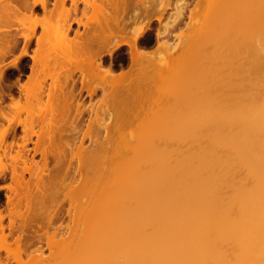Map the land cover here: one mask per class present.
I'll use <instances>...</instances> for the list:
<instances>
[{
    "label": "bare ground",
    "instance_id": "bare-ground-1",
    "mask_svg": "<svg viewBox=\"0 0 264 264\" xmlns=\"http://www.w3.org/2000/svg\"><path fill=\"white\" fill-rule=\"evenodd\" d=\"M203 1L204 3H202ZM203 1H201V6L198 3L195 4L196 1L193 2L200 7L194 6L195 12H193L194 10L191 11V15L196 13L194 14L196 17L194 18V15L192 18L190 17L192 20V26H189L191 28V30L189 29L190 33L185 32V37L182 32L177 34L186 39L183 40L186 41L184 45H182L183 42L181 43L183 49H178L181 50L180 52L176 49L180 44L176 45L177 47L175 44L172 46L166 42L160 44L164 39L159 41V46L157 45V49L154 51L138 50L134 40H131L134 43H132V58L138 61L126 71L121 70L116 73L113 70L114 73L110 68H103L100 63L87 65L89 74L93 78L97 76L95 79L100 78L96 85L103 92L101 103H105L106 98L114 101V114H116L114 120L118 121V123L114 121L116 124L111 122L112 125L110 122H107L109 124L103 123L99 127L102 126L108 135L111 133L109 139L116 138L118 135L116 139L119 141L115 143L123 146V152L125 151L120 160H114L113 169L107 166L108 160H103L100 169L91 173L84 168L87 163L84 155L85 152L89 151H86L87 147L85 148L82 142L66 141L68 137L75 139L80 133L82 138L87 136L99 140L98 131L90 130L87 123V127L79 132L81 128H77L76 124L79 123L78 120L77 123L75 120L80 115L76 114V110L75 114L71 113L74 94L67 82L75 69H80L83 73L84 70L82 67H77L76 50L72 46L73 43L70 40L71 44L67 41V31L65 33L64 30L67 26L64 24L65 21L63 22L66 16H62L60 19L65 17L62 20L63 25L62 23L60 25L59 22L61 21L59 20V22L54 23L55 19L52 23L50 18L46 17L50 11L47 14L44 12L46 15H41L42 18L41 16L39 18L32 16L33 18H31L29 14L32 11L30 10L31 7H29V13H27L28 8H26V6L31 5L28 0H18V2L15 0L16 5L12 0H0V179H9L5 185L8 193H4L6 194V199L4 198L6 208L4 207L5 203L4 206L2 205L7 209L4 210L8 212H6L8 215L6 217L9 219L7 227L11 228L16 221H19L16 227L20 226L18 230L20 228L22 230L23 224H30L31 222L34 224L35 220L44 221L47 227L51 229L46 231L45 236L46 245L48 249H51L53 259L55 254H58L59 248L63 249V244L71 242L69 237L72 226L77 224L75 221L78 219L84 221L81 223L84 227L83 231L86 233L84 235H89L93 229L100 231L97 235L94 232L90 233L94 239L90 237L89 241H96L94 242V245L96 243L95 250L93 252L91 250L89 255L85 254V257L82 256L83 252H79L80 249L76 251L78 254H75L77 248H74L73 260L70 256V261L69 258L65 261L64 258H60L61 260L57 258L60 254L55 256L56 262L51 257L45 256L43 258L40 255L43 252L39 253L42 251L41 243L39 244L40 241L36 239L39 241L38 247L35 248L34 246L35 250H33L36 254H29L30 256L24 262L25 260H22L20 256L23 250L20 246L19 235L15 237L16 240L12 237L13 246L12 242L8 243L6 240L9 233L7 231L5 233L6 225L2 223L5 216L1 212L2 208V210L0 209V250L5 251L7 255L10 253L13 258H18L17 262L19 261V263L16 262V258L14 259L17 264H264V44L256 45L260 37L255 34L259 31L256 32L255 27L262 25L261 19L264 17V10L261 9L264 6L260 4L263 7L260 9L262 13H259V9H255L257 6L252 4L254 2H250L248 7L246 5V9L243 8L245 4H249L246 1L245 4L239 2V5L234 6V9H237L234 10L236 18L230 16L237 19L233 21L235 26L232 29H235V33H233L237 34L238 38L235 40L237 44L233 41L234 39H229L232 45L236 44V50L231 48L233 49L232 54L226 48L229 45L225 43L227 38L231 37L224 36L225 30L228 31L226 23L229 21L232 23V19L225 21L224 0L221 2L220 0ZM19 2H22V6ZM167 2L163 4V10L165 6L167 7ZM56 3L54 4L57 5ZM62 3L63 1L59 4L64 9ZM182 3L185 2L182 1ZM32 4H40L44 11L48 10L45 9L46 0H33ZM152 4L151 6L156 7V4ZM18 5L21 8L25 7L24 12L27 11L20 13ZM147 5L149 4H146V10H148ZM219 5L223 9H220ZM181 7H178L179 11H181L179 9ZM200 8L201 10H199ZM239 8H242V12L245 11L242 13ZM152 9L154 10V7ZM162 9L161 13L163 12ZM54 10H58V7ZM65 10L67 11V9ZM99 10H101L100 6ZM254 11L259 14L256 15L257 13ZM64 12V10L63 12L62 10L59 11L61 14ZM160 12H157V14L159 13L157 15L159 20L162 16ZM231 12L233 13L230 10L229 13ZM146 13L148 12L145 11L147 17L148 14ZM51 14L52 11L49 16L52 19ZM176 15L173 18L178 20L181 14L176 13ZM258 20L260 24L257 22ZM13 21H16V24H21L20 29L22 26L24 27L21 32L24 45L12 62L4 65L3 59L10 52L13 47L12 44L15 43L13 39L20 35L14 33L13 37L11 34L14 29L10 30V28L13 27L12 25H16ZM25 22L29 26L25 25ZM37 23L43 27V30L40 28L42 33L35 39L36 47L32 53H29L26 42L30 40L29 38L33 34L34 27L32 26ZM256 23L257 25H255ZM30 25L32 26L30 27ZM230 25L228 24L231 28ZM168 26L170 27V25ZM259 26L257 29H260ZM14 27L15 30L18 29L16 26ZM25 27L29 28L26 30ZM261 28L264 29V26ZM168 31L170 32V30ZM227 31L226 35L229 33ZM254 34L255 40L252 37ZM111 36L112 33L110 40ZM115 36L113 35L112 40H119V37L116 39ZM262 41L264 42V40H259V43ZM127 43L130 44V42ZM198 47L200 49L198 51H202L201 54L203 55L200 52V55H195ZM111 48L113 47L106 49V51L110 53ZM192 49L195 51L192 52ZM58 51L62 52L61 55ZM159 52L161 53L159 54ZM164 54L166 58L163 60ZM21 56L31 58L30 74L26 81L19 85V94L15 95L16 97L9 96L8 101L5 102L3 83L7 75L6 70L9 66L19 68ZM194 56H197L198 59L201 56L202 59L210 61L204 63L205 69H207L206 65L215 64L212 63L214 60L217 61H215L217 63L215 65L220 66V73H217L219 76L215 74L217 78H211V76L212 80L209 78L213 84H211L212 89L215 88L213 78H215V85L218 84L216 85V89L218 88V107H213L209 102L214 98L212 99L210 93L211 98H209L206 91L209 90L210 92L211 88H209V84L205 83L207 88L204 89L205 84L202 85L203 89L206 90L205 95H203L206 96L207 94L206 98H209V101L205 97L203 98L202 94H200L201 97L206 100H203L205 106L203 102L199 101L198 103L196 101L198 104L201 102L203 106L200 105L204 108L202 112H198L202 115L203 118L200 115L202 120L198 121L197 117L196 119L193 118V112L198 114L196 111L198 106L193 111L192 108H188L187 112H182L184 116H179L183 119H180L181 122H185H180L181 125L177 122L175 124L180 126H177L179 130L185 131V135L182 132V134L178 133V131V135L166 136L170 132L169 128L174 127L175 121L172 119L170 124L166 118L163 121L167 122L168 120L167 123L158 121L159 116L160 118L165 117L168 110V112L171 110L170 113H172L176 108L173 105H176V100L179 101V98H182L181 102L184 99L187 106L186 100L188 101V96L194 92L192 84L195 86L197 83L196 86H198L199 81L195 79L196 75L190 71L191 65L194 64V62L190 64L191 59L197 61ZM159 58L162 60L158 61ZM214 66L211 67L214 68ZM211 67L208 69L214 76L215 72L212 74L214 69L211 71ZM217 68L215 71L218 70ZM226 69L228 70L225 72ZM200 72L198 73L200 74ZM204 74L206 75L207 72ZM59 75L64 76L63 80L59 78ZM198 76L197 78H199ZM204 76L201 77L202 80L209 82L208 77L205 76L204 78ZM46 77L51 78L49 84L46 83L48 85H45ZM193 79L195 83H193ZM153 81L154 84L159 83L157 87L152 85ZM156 88L160 91L157 92L158 98L161 97V100L167 102H161L162 113L158 111L159 109L155 110L153 108L155 106L151 102L153 97L157 98ZM149 89H152V93ZM191 90L193 92H189L188 95L187 91ZM181 95L188 96L181 97ZM164 96H170V99L175 97L176 99L172 98L174 101H171L165 99ZM190 97L192 96L190 95ZM161 100L156 99L155 105L157 106L156 103L159 104ZM168 100L170 101L168 102ZM197 100H199L198 96ZM172 102L174 104L169 105ZM151 104L154 110H146L147 107L151 108ZM164 104L169 106H163ZM191 104L188 103V107ZM74 105L75 108L78 107V105L76 107V103ZM103 105L105 108L107 104ZM180 108L177 109L180 110ZM179 110L174 112L178 111L180 114L182 108ZM97 111L93 112H96L94 114L98 119L103 113L99 115ZM94 120L96 119L94 118ZM156 120L157 123L160 122L161 124L156 126ZM177 120H179L178 116ZM162 124L165 126L169 124V127L165 128ZM182 124L184 125L183 128ZM17 125L21 126L23 133L20 136L21 142H17L18 139L15 140ZM162 129L168 130L167 132L165 130L164 136ZM158 131H163L162 135ZM114 133L116 135L113 137ZM34 135L36 139L33 141V146L29 148L28 142H31V137ZM129 138L130 140L135 139L136 142H128L130 141ZM181 138L182 140L185 139L184 142H181ZM163 139L166 141H162ZM173 139H178L179 142L173 141ZM93 144L97 146L104 143L94 141ZM37 153L41 158L40 163L34 160V155ZM73 157L77 158V164L74 166L72 164ZM7 173L9 174L8 177ZM25 173L28 174V178H25ZM103 181H106L105 185L99 187ZM65 201L67 202L66 207L63 206ZM99 209L100 212L97 213ZM64 215L72 223L64 224L63 226L66 227H62L65 229L61 228L62 230H60L61 226L58 224V226H54L53 222L62 219ZM129 221H135L134 224L142 227V230L153 225L155 226L152 228L154 231L158 230L163 233L158 236L146 235V237L135 239L136 241L126 239L125 234L120 233L114 239L107 240L106 237H110L108 234L117 229H123L125 225L130 224ZM21 232L23 233V230ZM36 243L34 242L33 245ZM27 247L29 248V246H22L23 249ZM153 249L154 255L146 253ZM63 254L67 255L68 253Z\"/></svg>",
    "mask_w": 264,
    "mask_h": 264
},
{
    "label": "flooded vegetation",
    "instance_id": "flooded-vegetation-1",
    "mask_svg": "<svg viewBox=\"0 0 264 264\" xmlns=\"http://www.w3.org/2000/svg\"><path fill=\"white\" fill-rule=\"evenodd\" d=\"M61 1H63L62 6H64V9L60 7L61 4L59 3H61ZM182 1L185 3L183 4ZM194 1L197 0H166L165 3L164 0H57V3L56 0H47L45 4V9L46 10L54 9V5H55L54 3H56L58 5V8H60L59 9L60 11L62 10L63 12L64 10L66 12V13L64 12L65 14L60 13V19L62 16H66V18L63 17L65 19L63 20L62 18V20L63 22L65 21L64 24L65 26H67L66 27L67 29L64 28L67 31L66 33L67 41L69 42L70 40L73 43L72 46H74V49L76 50L75 61L77 67L87 66L88 64L91 63L94 64L100 63L105 69L110 68L112 69V71L114 70L117 73L120 72L121 70L126 71L127 69H129L131 65L137 64L138 60L132 58V45L134 43L135 46H137L138 50L152 51V49L156 48V46L158 45L159 41H161V39L167 38L169 33L184 28L185 24L189 19V13L191 11V8L193 9L195 5L193 3ZM12 2H14V4L16 5L14 0ZM150 2L151 4L153 3L152 5L156 4V7L151 6ZM166 2L168 3V5L167 7L164 5L166 7V8L164 7L165 10L164 11L162 9V6L163 4H166ZM177 2L178 4L176 5ZM146 4H149L147 5L148 10H146L147 9V7H145ZM98 5L100 6L101 10H99ZM177 6L178 7L182 6L179 9H181V11L182 9H184V11L182 12L179 11ZM153 7L154 10L152 9ZM33 8L35 13H38L39 15H42L43 13L41 12H44V8L40 4H35ZM160 8L163 10L162 13L160 12L161 11ZM65 9H67V11ZM155 10L161 13L162 16L160 17V20L157 18V15L159 13L157 14ZM174 10L175 12H177L178 10V14L180 13L181 15H179L178 17L179 21L176 20L177 22L174 21L171 24L172 22L171 17H173L172 15L175 13ZM145 11L148 12L146 14H148L149 17L148 15L146 17ZM152 11H154L156 14ZM153 14H155L154 17ZM62 20L61 23L63 25ZM167 20H169V22H167L166 24L167 26H166L165 23ZM168 25H170V27ZM14 28L12 27V29ZM168 30H170V32ZM166 31H168L169 33ZM14 33H13V37H14ZM111 33L112 36L110 40ZM102 35L104 36L102 37ZM113 35L114 36L116 35L115 36L116 39L117 37H119V40H116L115 38L114 39L116 41L112 40ZM124 36H126L127 38L126 37L124 38ZM15 37L16 38L14 39L12 38L15 42L14 44H12L13 47L12 45H10V47L12 48L9 54L5 55L6 57L11 56L9 59H12L13 56H16L17 50L21 48L24 44L22 40H18L19 35ZM124 39H126L127 41ZM131 40L132 41L134 40L133 41L134 43L131 42ZM127 42H130V44ZM11 43H13V41ZM35 43L36 41L33 38L30 41V43L27 44L29 50L33 49ZM110 47L113 48H111V52L109 53L106 51V49H109ZM30 68H31V58L29 56H24L23 61L20 63L19 68H10L11 71L6 75L3 83V90H4L3 93L5 97V102L6 100L8 101L9 96L16 97L19 94V89H20L19 85L25 80V77L29 75L31 71ZM63 75H61L62 76L61 80H63L64 78ZM67 84L69 87L72 88V92L74 94V100H73L74 102L71 107V113L75 114V110H76V114L80 115L78 116V118L76 117L77 118L76 123L78 120V123L81 124L80 125L76 124V125L77 128L79 129L81 128L80 129L81 131L79 132H82V130L84 129L83 125L86 124L85 121H87L89 118L88 115L91 109L90 104L91 102H94L99 95H101V88L99 86H95L96 82L92 80L91 75H89L87 72L85 73L81 72L80 69H75L71 73V78L68 79ZM74 103H76V107L78 105L77 108H79L78 109L80 111L79 113L77 111V108L74 107L75 106ZM79 132L77 133L79 134ZM21 134H22L21 128L17 127L15 131V139H19ZM81 135H82L81 133L78 136L76 135L77 137H75V139H78ZM34 140L35 139H32L30 143H32ZM6 181H8V178ZM7 183L8 182L0 184V209L2 210L3 208L2 213H4L5 215L4 225L6 226H8L7 222L9 220L8 217H6L8 215L6 213L7 211H5L7 209H5L6 203L4 202L6 199L5 195L7 194L6 192L7 189L5 187ZM59 221L62 222L63 224L60 223ZM64 221H65L64 217L60 220H57L56 226L60 224L64 225ZM17 224L18 223L13 225V227L11 228L13 230L7 227L8 228L7 232L12 231L9 233L10 240L12 241L13 239L16 240L15 237H18L19 235L18 238L20 244L25 247L29 246V248L28 247L26 248V253L27 252L29 253L30 251L33 252L36 246L38 247L39 241H40L39 244L41 243L40 245L42 246L41 248L46 249V245H45L46 236L44 233L45 228L43 226H41L38 222H35L34 224L33 222H31L30 224H28V227L26 226L24 228V232L20 233V230H18L19 228L16 227ZM15 231L18 232L16 233ZM24 233L25 235H23ZM36 239L39 241H37ZM33 241L35 243L37 242L36 245L35 244L33 245L34 243ZM30 247H32L33 249Z\"/></svg>",
    "mask_w": 264,
    "mask_h": 264
},
{
    "label": "rangeland",
    "instance_id": "rangeland-1",
    "mask_svg": "<svg viewBox=\"0 0 264 264\" xmlns=\"http://www.w3.org/2000/svg\"><path fill=\"white\" fill-rule=\"evenodd\" d=\"M2 1H3V0H2ZM12 1H13V0H12ZM14 1H15V0H14ZM28 1L30 2L29 4H31L32 6H31V5H30V6H26V8H28V11L26 10L27 13H29V11L32 10L33 12L31 11V13H29L30 16H31V18H33L32 16H35V17L37 16V18H39L41 15H39L38 13H35L34 8H33V6H34L35 4H34V5L32 4V1H33V0H28ZM201 1H203V0H198V1H196V3L200 4V6H201L202 3H204V1H203L202 3H201ZM245 1H246L247 3H249V4H245V3H246ZM16 2H18V0H16ZM46 2H47V0H46ZM199 2H200V3H199ZM220 2H221V0H220ZM237 2H238V3H237ZM239 2H243V3L245 2V3H244L245 5L243 4V5H244L243 8H245L246 5H247L246 7H248V6L250 5V2H251V3L254 2V3H252V4H254L255 7L257 6L255 9H259V13H262V12H260V9L263 8L262 6H264V1H263V0H249V2H248V0H244V1H243V0H242V1H241V0H239V1H238V0H224V4H223V5H224V7H223L224 9L221 8V6L219 5V6H220V7H219L220 9L225 10V11H224V12H225L224 15L226 16L225 21L227 22V21H229V20H227V19H230V20L232 19V20H231L232 23H230V21L227 22L229 25L232 24V25H230L231 28H230V27L228 26V24L226 23V25H227V27H228V28L226 27V29H228V31L225 30V32H224V36H229V37L231 36V37H230V38L224 37V38H225V39L227 38L228 40H229V39H232V40L234 39L233 41H234L236 44H237V41H235V40H236V38H238V37H237L238 35H237V34H234V33H235V31H234L235 29L233 30L232 27L234 28V26H235V25L233 24V23H234L233 21H236V20H237V19H235V18H236V13H235V11H234V10H237V9H236V8L234 9V6L239 5ZM19 3L21 4L22 2H19ZM196 3H195V4H196ZM16 4H17V3H16ZM20 4H19V5H20ZM29 4H28V5H29ZM220 4H221V3H220ZM252 4H251V6H252ZM257 4H258V5H257ZM260 4H261L262 6H260ZM19 5L17 6L18 8L20 7ZM21 6H22V4H21ZM194 6H195V7H196V6H197V7H200V6H198V5H194ZM251 6H250V8H251ZM23 7H24V6H23ZM29 7H31L30 10H29ZM54 7H55L54 9H57L58 5H54ZM193 8H194V7H193ZM201 8H202V7H201ZM201 8H200L199 10H201ZM232 8H233V9H232ZM237 8H238V7H237ZM250 8H249V9H250ZM54 9L44 11V12H46V14H47V12L50 11L48 15L44 14V12H43L42 15H43V16L46 15V17L50 18V21H51V22L55 19V20L53 21V22L55 23L56 21H58V20L61 21V20H60V15H59V14H60V13H59V11H60L59 8H58V10H54ZM239 9H240V8H239ZM245 9H246V8H245ZM251 9L253 10V8H251ZM251 9H250V10H251ZM19 10H20V13H21L23 10H25V7H24V8H21V7H20ZM192 10H194L193 12H195V8H194V9H191V11H192ZM230 10L233 11V13H232V12L229 13ZM240 10H241V12H242V8H241ZM240 10H239V11H240ZM243 10H244V9H243ZM252 10H251V11H252ZM261 10H264V8L261 9ZM26 11H25V12H26ZM51 11H52V14H51L52 19H51V17H49ZM191 11H190V12H191ZM239 11H238V12L236 11V12H237V13H240ZM244 11H245V10H244ZM244 11H243V12H244ZM256 11H257V10H256ZM256 11H254V12H256ZM23 12H24V11H23ZM25 12H24V13H25ZM57 12H58V13H57ZM196 12H197V11H196ZM224 12H223V13H224ZM243 12H242V13H243ZM254 12H252V13H254ZM34 13H35L36 15H35ZM55 13H56V14H55ZM176 13H178V10H177V12H175V13L173 14V17H176V16H177ZM256 13H257V12H256ZM256 13H255V14H256ZM259 13H257L256 15H258ZM29 14H28V15H29ZM191 14H192V12L189 13V15H190L189 18H190V17L192 18V16H193L194 14H196V13H193V15H191ZM233 14H235V15H233ZM240 14H241V13H240ZM175 15H176V16H175ZM230 15H232L233 17L235 16V18H231L232 16H230ZM53 16H55V18H53ZM56 16L58 17L57 20H56ZM173 17H171V18H172V19H171L172 22L176 21L175 18H173ZM193 17L195 18L196 16L194 15ZM199 17H200V16H199ZM227 17H228V18H227ZM257 17L261 18L262 16H261V17H260V16H257ZM41 18H42V16H41ZM191 18L188 19V21H187L188 25H187V23H186L184 28H182V29H180V30H178V31H174V32H172V33H169L168 36H167V38H165L164 41L162 40V41L160 42V44H162V43L164 44L165 42H166V44H169V45H172V46H173V44H175V46H176V45L178 46V45L180 44V46H179L180 48L176 46V47H177V48H176L177 51L180 52V51L183 49V46H181V43L183 42L182 45L185 44L186 41H183V40L185 39L184 37L186 36V33H188V32L190 33L189 29L191 30V28H190V27L192 26V20H191ZM194 18H193V19H194ZM197 18H198V16H197ZM263 18H264V17H262V19H263ZM169 19H170V18H169ZM234 19H235V20H234ZM262 19H261L262 25L260 24V21H259V20L257 21V22H259V24H260L261 27L264 26V25H263L264 21H262ZM28 21H29V20H28ZM59 21H58V22H59ZM13 22L16 24V21H13ZM26 22H27V21H26ZM26 22H25V25H28L27 23H29V22H27V23H26ZM53 22H52V23H53ZM167 22H169V20H167L166 23H167ZM255 22H256V21H255ZM14 23H13V24H14ZM30 23H31V21H30ZM59 23H60V25H61V22H59ZM166 23H165V25H166ZM235 23H236V22H235ZM20 25H21V24H18V23H17L16 25H12L13 27L16 26L18 29L15 30V28H14V30H13V29H11V28H12V27H11L10 30H13L12 34L14 33V31H16L15 33H16L17 35L20 34L18 40H24V38H22L23 36L21 35V32L24 30V27L22 26L23 29L21 28V29H22V30H21V29H20V27H21ZM32 25H33V24H32ZM32 25H30V27H31ZM255 25H257V23H256ZM28 26H29V25H28ZM189 26H190V27H189ZM258 26H259V25H258ZM258 26L255 27V30H256V32H257L258 30H259V31H258L257 33H255V34L257 35V37H258V36L260 37V38H258L259 40H264V35H262V34H264V29L261 28L260 26H259L260 29H257ZM32 27H34V28H33L34 31H33L32 36L29 38L30 40H28V41L26 42L27 44H29L30 41H31L33 38H34V39H37L38 36L41 35L42 30H43V27H41V25H39V23H37L35 26L33 25ZM224 27H225V26H224ZM26 28H29V27H25V29H26ZM40 28H41L42 30H41ZM63 28H64V27H63ZM186 28H187V30H185ZM192 28H193V27H192ZM229 28H230V29H229ZM26 30H27V29H26ZM64 30H65V29H64ZM231 30H232V31H231ZM28 31H29V29H28ZM226 31L229 32V33H227V35L225 34ZM1 32H2V31H1ZM181 32L184 33V34H183L184 37L182 36L183 38H182V37H179V36L177 35V34H179V33H181ZM185 32H186V33H185ZM230 32H232V33H230ZM233 32H234V33H233ZM260 32H261V33H260ZM2 33H3V32H2ZM10 33H11V32H10ZM24 33H25V32H24ZM26 33H29V32H26ZM65 33H66V30H65ZM259 33H260V34H259ZM230 34H231V35H230ZM232 34H233V35H232ZM255 34H254L252 37H254ZM234 35H235V36H234ZM177 36H178L179 38H178ZM262 36H263V38H262ZM187 37H188V35H187ZM187 37H186V38H187ZM190 37H191V35H190ZM232 37H233V38H232ZM188 39H189V37H188ZM188 39H187V40H188ZM225 39H224V40H225ZM253 39L255 40V37H254ZM258 39H257V40H258ZM185 40H186V39H185ZM224 40H223V42H224ZM228 40H227V42L225 41V43H227L229 46L231 45V47L229 48V46H228V47H226V48H227V50L230 51V53L232 52V54H233V49H231V48H235L234 50H236V47H235L236 44L234 43L235 45L233 44V45H234V46H233V45L230 43L231 41H230V40L228 41ZM237 40H238V39H237ZM259 40L256 42V45H257V44H258L259 46H260V44L263 45L264 42L262 41V42L259 43ZM254 42H255V41H254ZM225 43H224V44H225ZM229 43H230V44H229ZM232 43H233V42H232ZM262 43H263V44H262ZM187 44H188V41H187ZM224 44H223V45H224ZM227 44H225V45L227 46ZM254 44H255V43H254ZM23 45H24V44H23ZM47 45H48V44H47ZM158 46H159V45H158ZM22 47H23V46H22ZM22 47H21V48H22ZM35 47H36V43H35V45H34V47H33L32 50H29V48H28V46H27L29 53H32ZM195 47H197V46H195ZM195 47H194V48H195ZM21 48H19V49L17 50V55L19 54ZM224 48H225V46H224ZM226 48H225V49H226ZM156 49H157V46H156L155 50H156ZM178 49H181V50L179 51ZM198 49H199V47H198L197 50H196L197 52H195L196 54L194 53L195 55H197V54L200 55V54L202 53V51H198ZM230 49H231L232 51H231ZM152 50L154 51V49H152ZM199 50H200V49H199ZM227 50H226V51H227ZM158 51H160V50H158ZM158 51H157V52H158ZM161 51H162V53H164L163 50H161ZM175 51H176V50H175ZM177 51H176V52H177ZM193 51H195V49H192V52H193ZM226 51H225V52H226ZM58 52H60V51H58ZM178 52H177V53H178ZM199 52H200V54H199ZM8 53H9V52H8ZM8 53H7V54H8ZM61 53H62V52H60V55H61ZM160 53H161V52H159V54H160ZM234 53H235V51H234ZM155 54L157 55L156 52H155ZM194 54H193V55H194ZM226 54H227V52H226ZM60 55H59V56H60ZM156 55H155V57L158 58V56H156ZM198 55H197V56H198ZM201 55H203V54H201ZM159 56H160V55H159ZM163 56H164V57H163V60H164V59L166 58V57H165V54H164ZM197 56H194V57L197 58ZM10 57H11V56H7V57L5 56L4 59H3V62H2V63H3L4 65H8V64H10V63L12 62V60H13L16 56H13L12 59H9ZM60 57H61V56H60ZM63 57H64V56H63ZM161 57H162V56H161ZM23 58H24V56H21V57H20V60H19V66H20V63L23 61ZM58 58H59V57H58ZM199 58H200V59L197 58V61H196V60H195V61H192V59H193V58H192L191 61H190V64H191L192 62H194V64L191 65V67H190V66H187V67H190V71H192V72L196 75V77H195L194 74H192V73L190 72V73L195 77V79H198V81H199L198 86H199V85H201V86L203 85V86H204L205 83H206L207 85L209 84L208 86H209V88H211V89H210V92H209V90H208V92H207L206 90H204V89L207 88L206 84H205L206 87L204 86V89H203V86H202V87H201V86H200V87L196 86L197 83L195 84V86L197 87V89H196V87L194 86V84H192L193 87H194L196 90L193 88L192 90H193L194 92H193L192 90H191V91H187V92H188V95H189V92H193L192 94H190L192 97H190V95H189V96H188V95H183V96H184V97L188 96V98H187L188 101L186 100V103H187V102H188L189 104L192 103L191 105H193V106L191 107V105H189V107H188V103H187V106H186V104H185V102H184L185 100L183 99V101L181 102L180 100H181L182 98H181V99L179 98V101H178V99L176 100L177 102L175 101V102H176V105H175L173 102H172L171 104H169V105L174 104L173 107H176V108H174V110L172 109L173 112H174L175 110H179V109H177V108H180V107L182 108V110H183V108H184L183 111H182L181 108H180L181 111H180V110H179V111H180L181 113H182V112L184 113L185 111L187 112V111H188L189 109H191V108H192L191 110L193 111L195 107L197 108V106H198V109L196 110V108H195V110L197 111V113H198V112H202L204 108L202 107L203 105H202L201 102H203V100L206 101V100L203 99V98H204V97L206 98L207 94H208V96H209V93H210L212 99H213V98H214V99L209 101V98H211L210 96H209V98H206V99H208V101L213 105V107H215V108L218 107V104H217L218 88L216 89V85H218V84L215 85V78H217V77H215V76H216V75L219 76V74H217V73H220V70H219L220 66H219V65H218V66L215 65V64H217V63H216V62H217L216 60H214V61L211 60V61H213L212 63H215V64H212V65H211V66H214V65H215L214 68H212V67L209 66V65H206V66H207V69H205L206 67H205V64H204V63H209L210 61L207 60V59H204V58L202 59L201 56H199ZM8 59H9V60H8ZM59 59H60V58H59ZM61 59H62V58H61ZM232 59H234V57H232ZM232 59H231V60H232ZM157 60L160 61V60H162V59L159 58V59H157ZM203 60H204V61H203ZM205 60H206L207 62H206ZM50 61H51V60H50ZM50 61H48V62H50ZM215 61H216V62H215ZM196 64H197V65H196ZM203 64H204V65H203ZM202 66H203V67H202ZM208 66L211 67V71H212V69H214V70L212 71V74L215 72V73H214V76L211 75V72H210V69H208V68H209ZM130 67H131V66H130ZM130 67H129V68H130ZM201 67H202V68H201ZM217 67H218V68H217ZM10 68H11L10 66L7 68V70H6V74H8V73L11 71ZM82 68H83V70H84V73L87 72V73L89 74V71H88L89 68H88L87 66H82ZM103 68H104V67H103ZM215 68H217L218 70L215 71V70H216ZM203 69H204L205 71H204ZM57 70H58V69H57ZM186 70H188V68H186ZM207 70H209V71H207ZM227 70H228V69H226L225 72H226ZM133 71H135V70H133ZM188 71H189V70H188ZM199 71H201L200 74L198 73ZM202 71H203V72H202ZM113 72H114V71H113ZM206 72H207V74L205 75L204 73H206ZM208 72H210V73L208 74ZM114 73H115V72H114ZM201 73H202V75H201ZM29 74H30V73H29ZM188 74H189V73H188ZM197 74L200 75V76H198ZM215 74H216V75H215ZM89 75H90V74H89ZM192 75H191V76H192ZM204 75L206 76V78L208 77V79L210 78V76H211V78H212V77H215V78H213V79H214L213 81H214V87H215L214 89H215V90L212 89V85H213V84H212V81H211L212 79H211V78H210L211 80L209 79V80H210L209 82H211V83H209V82H205V81H207V80H205V81L202 80L201 77H203ZM197 76H198L200 79L197 78ZM205 76H204V78H205ZM96 77H97V76H96ZM96 77L93 78V77L91 76L92 80H93V81H96V83H97V82H99V79H100V78H99V79H95ZM188 77H189V76H188ZM59 78L61 79V76H60V75H59ZM192 78H193V77H192ZM192 78H191V79H192ZM204 78H203V79H204ZM26 79H27V77H25V80H24L23 82H25ZM50 79H51L50 77H49V78H48V77L45 78V81H47V82H45V85H48V84H49ZM94 79H95V80H94ZM97 80H98V81H97ZM195 81H197V80H195ZM23 82H22V83H23ZM201 82H202L203 84H202ZM22 83H21V84H22ZM46 83H48V84H46ZM155 83H156V82H155ZM193 83H195V82H194V79H193ZM200 83H201V84H200ZM216 83H217V80H216ZM150 84H151V83H150ZM150 84H149V85H150ZM153 84H154V81L152 82V85H153ZM158 84H159V83L154 84L153 86H154V87H157ZM211 84H212V85H211ZM152 85H150V86H152ZM155 85H156V86H155ZM189 85H190L191 88H192V85H191L190 83H189ZM189 85H188V86H189ZM95 86H97V85L95 84ZM210 86H211V87H210ZM154 87H153V88H154ZM217 87H218V86H217ZM150 88H151V87H150ZM153 88H152V89H153ZM199 88H200V89H199ZM152 89H149L150 92L152 91ZM198 89H199V90H198ZM201 89H202V90H201ZM101 90H102V89H101ZM154 90H155V88H154ZM158 91H159V89L156 88V93H157ZM200 91H201V92H200ZM205 91H206V93H207L206 96H204V95H205V94H204ZM150 92L147 91V93H149V94H150ZM154 92H155V91H154ZM159 92H160V91H159ZM182 92L184 93V91H182ZM102 93H103V92L101 91V95H99V96L95 99L94 102H91V104H90L91 107H90V108H91L92 110L90 109V111H89V114H90V115H88V116H89V120L86 121V123L89 124V127H90L89 129H90V130L98 131V137H99V140H94L93 138L91 139V138H89V137H87V136H85L84 138H82V135H81L78 139H74V138H72V137H68V138L66 139V141H69V142H72L73 140H75L76 143H77V142H82V145H83L85 148L87 147L86 151H87V150L90 151V152H89V151H88V152H85L84 157L86 158L87 163H86V165H85L84 168H85L86 170H89L91 173H93L96 169H100V164H101V162H102L103 160H108V162H107V166L110 167V168L112 167V169H113L114 160H116V159L120 160L121 157H122V155H123V153L125 152V151L123 152V146H121V145L115 143V142H118V141H119V140L116 139V138L118 137V135H116V134L114 133V134H113V137H114V135H116L117 137H116V138L114 137L115 139H114V138H113V139H109L108 137H109V135H111V133L108 135L107 133H105V130H103V127H102V126H101L102 128L99 127V125H102L103 123H104V124H109V123H107V122H110V125H112L114 121H115L116 123H118V121L114 120V119H115V116H116V114H114V111H115V109H114V105H113V104H114V103H113L114 101L112 102L111 99L108 98V100H107V98H106V100H104V101H105V103H106L107 105H106V107L104 108V105H103V104H105V103H104V102L101 103V98H103V94H102ZM104 93H105V92H104ZM107 93H109L108 90H107ZM151 93H152V92H151ZM156 93H155V94H156ZM178 93H179V92H178ZM211 93H212V94H211ZM155 94H154V96H155ZM185 94H186V93H185ZM200 94H202L203 98L201 97ZM203 94H204V95H203ZM157 95L159 96L158 93L156 94V96H157ZM173 95H174V94H173ZM173 95H172V96H173ZM101 96H102V97H101ZM156 96H155V97H156ZM158 96H157V98H154V97H153V100H155V101H153V100L151 101V102L154 104L153 106H155V107H153L152 104H151V108H150V107H147L146 110L149 109V110L153 111L154 109H155V110L159 109L158 111H161V108H162V103H161V102H162L163 100H161V97L158 98ZM183 96L181 95V97H183ZM197 96H198V99H199V100H197ZM162 97H163V96H162ZM178 97H179V96H178ZM199 97L202 98V100H200ZM164 98H165V99H166V98H167V99H170V96H169V97H167V96L165 97V96H164ZM164 98H163V99H164ZM172 98L174 99L175 97H171V99H170L171 101H174V100L176 99V98H175L174 100H172ZM156 99H160V100H161V101H159V104L156 103L157 106L155 105ZM165 99H164V100H165ZM185 99H186V98H185ZM194 99H196V100H194ZM170 100H168V102H169ZM189 100H190L191 102H190ZM192 101H193V102H192ZM196 101H198V103H199V101H201L200 104H201L202 106H201L200 104L196 103ZM163 102H164V101H163ZM194 102H195L197 105H196ZM99 103H101V104H99ZM115 103H116V102H115ZM160 103H161V105H160ZM164 103H167V102H164ZM177 103H178V105H177ZM180 103H181V104L184 103V104H183L184 106L181 105ZM98 104H99V105H98ZM194 104H195V105H194ZM203 104H204V102H203ZM112 105H113V106H112ZM158 105L160 106V108H158V107H159ZM165 105H166V104H164L163 106H165ZM167 105H168V104H167ZM167 105H166V106H167ZM169 105H168V106H169ZM99 106H100V108H99ZM179 106H180V107H179ZM185 106H186V108H185ZM199 106H200V107H199ZM204 106H205V104H204ZM152 107H153L154 109H153ZM171 107H172V106H171ZM171 107H170V108H171ZM164 108H165V107H164ZM168 108H169V107H168ZM188 108H189V109H188ZM98 109H100V110H98ZM101 109H103V110H101ZM141 109H142V108H141ZM141 109H140V110H141ZM152 109H153V110H152ZM166 109H167V108H166ZM95 110H96V111L98 110L97 113H99V115L103 113L102 115H100V118H101V119H100V118L97 119L96 114H94V113H96V112H93V111H95ZM199 110H201V111H199ZM99 111H100V112H99ZM102 111H103V112H102ZM168 111H169V110H168ZM168 111H166L168 114H166L165 117L163 116L162 118H160V116H159V120H158V118H157L158 121H160V120L163 121V120L166 118V119L169 120V122H168V120H167V122H168L169 124L171 123L172 119H174L175 123L172 122V123H174V127H172V129L169 128L170 132H169V134H167L166 136L178 135V134H177L178 131H179L178 133H180V134L183 133V134L185 135V131H183V132L181 131V130H183V129H180V130H179V128H177L178 124L181 122V120H183V119L180 118V117H181V115L184 116V114H183V113H182V114H181V113L178 114V111H177L176 113H175V112H174V113H173V112L170 113L171 110H170V112H168ZM90 112H91V113H90ZM161 113H162V111H161ZM163 113H164V111H163ZM193 113H194L193 118L196 119V117H197V118L199 119V120L197 119L198 121L202 120L203 117H202L201 114H199V113L196 114V112H193ZM193 113H192V114H193ZM159 114H160V113H159ZM97 115H98V114H97ZM185 115H186V113H185ZM195 115H197V116H195ZM200 115H201L202 118L200 117ZM22 116H24V115H22ZM94 116H95V117H94ZM155 116H156V115H155ZM157 116H158V115H157ZM161 116H162V115H161ZM177 116H178V119H179V120L181 119L180 121L177 120ZM179 116H180V117H179ZM98 117H99V116H98ZM153 117H154V116H153ZM94 118H95L96 120H94ZM154 118H155V117H154ZM184 118H185V117H184ZM92 119H93V120H92ZM116 119H117V118H116ZM155 119H156V118H155ZM185 119H186V118H185ZM157 120H156V126H157V124L160 123V122L157 123ZM176 120H177V121H176ZM72 121H73V120H72ZM75 121H76V120H75ZM75 121H74V123H75ZM89 121H91V122H89ZM153 121H154V120H153ZM153 121H152V122H153ZM178 121H179V122H178ZM92 122H93V123H92ZM97 122H98V125H97ZM111 122H112V124H111ZM115 122H114V124H116ZM163 122H166V121H163ZM167 122H166V123H167ZM176 122L178 123L177 125H175ZM184 122H185V121H183V122H181V123H184ZM149 123H150V122H149ZM87 124L83 125V128H84V129L87 127V126H86ZM160 124H161V123H160ZM164 124H165V123H164ZM164 124H162V125H164ZM169 124H168L167 126L164 125L163 127H165V128L167 127V128H168V127H169ZM179 125H181V124H179ZM182 125H183V124H182ZM152 126H153V125H152ZM17 127H20V128H21L20 125H17V126H16V129H17ZM154 127H155V124H154ZM160 127H162V126L160 125ZM170 127H171V125H170ZM178 127H180V126H178ZM183 127H184V125L182 126V128H183ZM173 128H175V129H173ZM158 129H159V127H158ZM162 130H163V129H162ZM165 130H166V129H165ZM165 130H163V131H164L163 136H164V135L166 134V132L168 131V130H166V132H165ZM172 130H173V132H172ZM175 130H177V131H175ZM21 131H22V130H21ZM82 131H83V130H82ZM103 131H104V132H103ZM159 131H160V130H159ZM159 131H158V132H159ZM163 131H162V132H163ZM158 132H157V133H158ZM162 132H159V133H161V135H162ZM181 132H182V133H181ZM21 133H22V132H21ZM154 133H155V131H154ZM22 134H23V133H22ZM127 134H128V133H127ZM180 134H179V135H180ZM105 137L108 138V139H106ZM81 138H82V140H81ZM104 138H105V139H104ZM111 138H112V137H111ZM9 139H10V137L8 138V140H9ZM20 139H21V138H19L18 141H17L16 139H15V140H16L17 142H19V141L21 142ZM32 139H36L35 135L31 137V141H32ZM77 140H78V141H77ZM79 140H80V141H79ZM129 140H130V138H129ZM179 140H180V139H179ZM184 140H185V139L182 140V138H181V142H184ZM94 141H95V142H103L104 144H100V145L98 144L97 146H95V145L93 144ZM121 141H122V140H121ZM127 141H128V139L126 140V142H127ZM162 141H166V140L163 139ZM167 141H168V140H167ZM173 141H177V142H179L178 139H176V140L173 139ZM128 142L135 143L136 140H135V139H131V140L128 141ZM31 145L33 146V142H32V143L28 142V147H29V148L32 147ZM30 146H31V147H30ZM84 147H83V148H84ZM31 152H32V150H31ZM68 156H69V154H68ZM40 159H41V158H40L39 153H37V154L34 155V160H35V161L37 160V161L39 162ZM40 161H41V160H40ZM72 161H73V162H72L73 166L77 164V158L73 157V160H72ZM39 163H40V162H39ZM94 167H96V168H94ZM7 176H8V173H7ZM26 177L28 178V174H27V173H25V178H26ZM6 180H7V178L4 179V180H1V179H0V184H3V183H6V182H9V179H8V181H6ZM105 182H106V181H103L102 183H100L99 187L104 186V185H105ZM6 192L8 193L7 190H6ZM66 203H67V202L65 201V202L63 203V206L66 207V206H67ZM21 210H23V209H21ZM1 212H3V211H1ZM99 212H100V209H99V211H97V213H99ZM7 213H8V212H7ZM64 220H65V221H64V224H66V223L71 224V223H72V222L70 223V220H69V219L67 220V216H66V215H64ZM56 221H57V220H55V221L53 222L55 225H54V224H52V225L56 226ZM4 222H5V218H3V220H2V223H3V224H4ZM18 222H19V221H16L15 223H18ZM35 222H38L41 226H43V227L45 228L44 233H46V231H48V229H49V231L51 230L49 227H47V225H46V223H45L44 221L41 222L40 220H35ZM83 222H84L83 219H78L77 221H75V223H77V224H74V225L72 226L71 235H70V237H69V238L71 239V240L69 239L71 242H69L68 244H67V243H66V244H63V247H62L63 249H61V247L59 248L60 250L58 249V250H59L58 254H60V256L57 257L56 255H58V254H55V256H56L57 258H59V259H60V258H61V259L64 258V259H63L64 261H65V259L69 258V261H70V260H71V257H72V260H73V256H72V255H74V252H73V249H74V248H75V249L77 248V249L75 250V254L77 253L76 251H77L78 249H80L79 252L81 251V253H82V252L84 253V254L82 255L83 257H85V254L87 255L89 252H91V250H92V252L95 250L94 247H95L96 243H95V245H94V242H96V241H94V242H90V241H89V239H91L90 237H92V235H91L90 233H93V232H94V234L97 235V234L100 233V231H95V230L93 229V230L89 233V235H84V234H86V233L83 231L84 227H83V225L81 224V223H83ZM129 222H130V221H129ZM15 223H14V224H15ZM78 223H79V224H78ZM134 223H135V221H131L130 224L125 225V226H124V228H126L125 230H124V228H123V229L120 228V229L115 230L114 232H111L110 234H108V236H110L111 238H110V237H106V238H108L107 240L114 239L115 236H116L117 234H120V233H124L126 239H134V240H135V239H138V238L146 237V235H153V236L155 235V236H158V235H160V234L163 233L162 231H158V230H155V231H154L152 228L155 227V226H153V225H150V226H148L147 228H145L144 230H142V227H139V226H137V225L134 224ZM14 224H13V225H14ZM21 224H22V223H21ZM80 224H81V225H80ZM24 225L27 226L28 224H23V226L21 225V226L23 227V228H22L23 232H24ZM26 226H25V227H26ZM59 226H61V227H60V230L65 229V228H63V227H66V226H63L62 224H60ZM62 226H63V227H62ZM6 227H7V226H6ZM6 227H5V233H7V232H6V231H7V228H6ZM12 227H13V226H11V228H12ZM19 227H20V226H19ZM19 227H18V228H19ZM11 228H10V229H11ZM61 228H62V229H61ZM22 230H21V228H20V233H22V232H21ZM8 233H10V232H8ZM82 234H83L85 237H86V236H87V237L85 238ZM45 235H46V234H45ZM57 235H58V233H57ZM88 237H89V238H88ZM95 237H96V236H95ZM98 237H99V236H98ZM7 238H8V239H7ZM7 238H6V240H7L8 243H9V242H12V241L10 240L9 235L7 236ZM92 238H93V237H92ZM85 239H86V240H85ZM93 239H94V238H93ZM93 239H92V240H93ZM96 239H97V238H96ZM8 240H9V241H8ZM45 240H46V238H45ZM87 240H88L90 243H89ZM105 240H106V239H105ZM84 241H85V242H84ZM135 241H136V240H135ZM67 242H68V241H67ZM87 242H88V243H87ZM92 243H93V244H92ZM10 244H11V243H10ZM13 244H14V242H12V246H13ZM45 245H46V244H45ZM79 245H80V246H79ZM92 245H94V246H92ZM20 246H21V249L23 250V251L20 253V256L22 257V260L27 259V258H28L30 255H32V254H36V252L34 253V251H33V252H29V253L27 252V253H26V248L23 249V248H22V245H20ZM59 246H60V245H59ZM61 246H62V245H61ZM77 246H79V247H77ZM23 247H24V246H23ZM49 249H50V248H49ZM49 249H48V247H47V245H46V249H42V251L39 252V253H42V252H43V253L40 254V255L43 256V258H45V256H46V257H51V258H52V256H51V249H50V250H49ZM34 250H35V249H34ZM56 250H57V249H56ZM58 250H57V251H58ZM61 250H64V251H61ZM60 251H61V252H60ZM68 251H69V252H68ZM70 251L73 252V253H71ZM24 252H25L26 254H25ZM62 252H63V253H66V252H67L68 254L66 255V254H63ZM39 253H38V254H39ZM52 253L54 254V252H52ZM69 253H70V254H69ZM146 253H147V254H151V255H154V254H155V253H154V249H153V250H148ZM29 254H30V255H29ZM38 254H37V255H38ZM77 254H78V253H77ZM10 255H11L10 253L7 255V253L1 249V250H0V259H1V260H0V263H1V264H17V263H19V261L17 262V259H18V258L15 257V258H16V259H15V258H13L12 255H11V256H10ZM88 255H89V254H88ZM55 256H54V259L52 258L54 262H56V259H57V258H55ZM70 256H71V257H70ZM51 258H50V259H51ZM74 258H76V257H74ZM14 259L16 260L17 263L14 261ZM20 259H21V258H20ZM52 259H51V261H52ZM61 259H60V260H61ZM78 259H79V258H78ZM163 259H164V258H163ZM60 260H57V262H58V261L60 262ZM76 260H77V259H76ZM81 260H82V259H81ZM81 260H80V261H81ZM24 262H26V260H25ZM74 262H75V260H74ZM75 263H76V262H75ZM105 263H106V261H105ZM80 264H82V263H80Z\"/></svg>",
    "mask_w": 264,
    "mask_h": 264
}]
</instances>
